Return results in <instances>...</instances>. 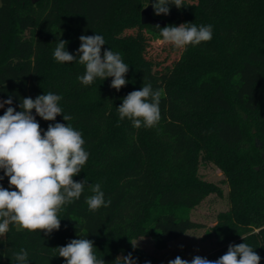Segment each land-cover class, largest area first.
Here are the masks:
<instances>
[{
    "label": "trees",
    "instance_id": "obj_1",
    "mask_svg": "<svg viewBox=\"0 0 264 264\" xmlns=\"http://www.w3.org/2000/svg\"><path fill=\"white\" fill-rule=\"evenodd\" d=\"M147 2L0 0V100L11 97L20 111L21 98L60 95L63 113L73 119H36L43 130L50 123L71 124L89 153L74 177L86 178L84 191L62 208L60 229L46 235L10 225L0 237V264H15L12 254L21 248L29 264H65L57 247L80 237L94 241L97 258L106 264L129 253L137 263L154 261L134 239L146 236L155 249H164L202 226L190 218L192 208L222 194L199 175L201 161L214 164L228 186V208L205 232L214 246L201 257L216 260L230 244L245 242L264 264V0H183V8L171 5L166 16L152 9L164 26H213L210 41L187 46L159 69L145 55L144 31H153V38L160 31L140 22ZM95 33L104 37L102 53L111 49L129 65L128 83L119 91L110 86L111 77L83 85L77 77L84 65L54 58L59 39L75 55L79 37ZM148 82L162 93L161 119L152 128H135L128 118L120 120L117 107ZM97 183L111 205L93 211L86 199ZM0 185L8 188V178Z\"/></svg>",
    "mask_w": 264,
    "mask_h": 264
},
{
    "label": "clouds",
    "instance_id": "obj_2",
    "mask_svg": "<svg viewBox=\"0 0 264 264\" xmlns=\"http://www.w3.org/2000/svg\"><path fill=\"white\" fill-rule=\"evenodd\" d=\"M183 8V0H156L152 4L157 16L170 14V6ZM161 42L173 45L177 49L196 46L208 42L213 37L212 25L181 23L179 26L156 25ZM80 46L76 54L66 50L67 41L59 39L54 50L56 61H78L85 66L83 75L77 77L83 85H91L96 78L103 81L109 77L111 87L119 91L128 81L127 65L119 53L111 49L104 50L105 40L102 35H81ZM162 93L154 90L148 82L140 90H134L123 98L117 107L120 120L128 118L135 128H152L161 119L160 103ZM62 97L53 92L21 98L20 111L13 107L9 97L0 100V108H5L0 115V170L8 178V188L0 185V237L9 231L10 225L19 226L29 232H44L50 235L60 229L59 213L65 205L78 200L84 191L87 180L76 181L86 164L89 153L84 149L85 140L80 131L69 123H50L43 130L36 116L44 121H56L62 115L68 122L73 118L63 113L60 106ZM35 110V115H33ZM93 195L87 197L90 210L109 207L111 199H105L99 183L90 186ZM80 237V236H79ZM135 247V245H133ZM58 248V256L65 264H106L95 254L94 241L88 238L72 239L66 246ZM15 264H29L28 252L21 248L11 257ZM261 257L247 243L230 244L227 252L216 260H209L199 255L191 261L177 256L168 264H260ZM117 264H137V258L131 253L118 257ZM150 264V262H146Z\"/></svg>",
    "mask_w": 264,
    "mask_h": 264
},
{
    "label": "rangeland",
    "instance_id": "obj_3",
    "mask_svg": "<svg viewBox=\"0 0 264 264\" xmlns=\"http://www.w3.org/2000/svg\"><path fill=\"white\" fill-rule=\"evenodd\" d=\"M134 33L135 30L126 31V34ZM144 34L148 39L145 55L155 63L156 68H167L179 56L182 49L162 43L160 36L153 38L154 33L151 30H145ZM199 175L204 180L217 184L221 188L222 194L220 196L210 194L192 208L189 212L190 218L202 226L186 231L179 238L169 242L164 249H155L149 237L140 236L134 239L133 243L137 247L155 258L150 264H168L169 260L175 259L177 256L191 261L194 256H203L213 248L214 242L205 237V232L215 223L217 213L228 208V186L221 171L210 162L201 161Z\"/></svg>",
    "mask_w": 264,
    "mask_h": 264
},
{
    "label": "water",
    "instance_id": "obj_4",
    "mask_svg": "<svg viewBox=\"0 0 264 264\" xmlns=\"http://www.w3.org/2000/svg\"><path fill=\"white\" fill-rule=\"evenodd\" d=\"M156 0H148L147 5L141 9L140 11V22L142 24H149L152 26H164L165 22L164 20H161L159 18H156L152 15V4H154ZM255 144L258 146L260 143L258 140H255ZM263 170H264V153L262 154V164H261Z\"/></svg>",
    "mask_w": 264,
    "mask_h": 264
}]
</instances>
